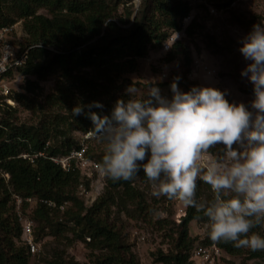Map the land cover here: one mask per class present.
Here are the masks:
<instances>
[{
  "label": "trees",
  "instance_id": "1",
  "mask_svg": "<svg viewBox=\"0 0 264 264\" xmlns=\"http://www.w3.org/2000/svg\"><path fill=\"white\" fill-rule=\"evenodd\" d=\"M121 3L122 0H0V27L12 26L19 20L23 24L25 38L18 46L20 52L29 49V57L18 71L37 78H28L25 92L12 97L20 107L38 114L34 124L18 123L19 108L0 98V264H33L30 258L35 255L24 243L22 224L14 203L11 204L13 195L15 201L21 199L23 208L29 204L27 199L36 201L32 218L41 231L51 226L53 217L70 203L63 212L80 227L78 237L85 241L90 237L86 245L92 251H106L96 255L95 264H136L129 249L121 250L120 235L111 224L110 215L118 200H140L142 204V194L133 183L139 175L146 177L143 170L127 181L107 178L105 193L87 207L77 194L80 185H90L79 160L72 159L65 169L52 159L68 156L81 147L72 134L74 130L85 133L93 128L87 107L78 116L73 115V109L99 101L103 108L92 107L90 111L111 116L119 99H130L125 92L129 83L126 74L137 70V58L145 57L153 43L162 44L181 30L184 18L192 11L188 0H142L132 18L128 8L119 13ZM40 9L47 14L40 13ZM195 25L193 20L189 34ZM173 47H183L190 61V51L180 40ZM175 57L172 52L168 59ZM51 75L55 76L54 90L39 103L31 95L42 91L39 81ZM237 80L240 90L254 97L253 85L242 84L238 77ZM90 153L87 149L85 158L97 161ZM208 189L210 186L198 180L197 201ZM203 215L195 207H187L173 248L156 249L153 261L193 264L195 238L190 233V223ZM253 231L264 235V226ZM204 243L216 244L230 255L264 260V250L236 248L231 242L214 243L209 233ZM45 264L81 263L57 253Z\"/></svg>",
  "mask_w": 264,
  "mask_h": 264
},
{
  "label": "clouds",
  "instance_id": "2",
  "mask_svg": "<svg viewBox=\"0 0 264 264\" xmlns=\"http://www.w3.org/2000/svg\"><path fill=\"white\" fill-rule=\"evenodd\" d=\"M240 52L249 61L242 76L253 85L251 108L230 102L213 86L181 91L173 80L171 99L158 87L147 98L136 86L119 99L111 116L90 111L99 101L79 105L73 115L93 122L94 137L106 141L98 171L112 181L131 180L143 170L152 195L195 207L209 220L214 243L264 250V22L242 38ZM210 186L208 203H198L197 182Z\"/></svg>",
  "mask_w": 264,
  "mask_h": 264
},
{
  "label": "rangeland",
  "instance_id": "3",
  "mask_svg": "<svg viewBox=\"0 0 264 264\" xmlns=\"http://www.w3.org/2000/svg\"><path fill=\"white\" fill-rule=\"evenodd\" d=\"M188 1L192 6L193 20L196 21V25L193 32L191 34L187 32L180 41L188 47L190 61L183 47L174 48L172 46L169 51H165L163 43L156 45L153 43L149 46L145 57L137 58V70L126 74L129 78L126 89L134 84L140 94L147 98L148 89L156 86L160 89L162 96L171 99L173 96L171 84L173 80H177L181 91L187 92L194 86H213L223 91L230 102L237 104L242 102L251 108L254 97L243 93L237 80L238 77L242 84L252 85L247 77L242 76V70L247 67L249 61L245 60L240 48L242 38L252 30L253 25L264 22V0ZM230 1L231 3L226 5ZM141 2L142 0H122L119 13L125 12L128 8L133 18ZM212 9L216 12L213 13ZM40 13L47 14V11L40 9ZM16 24L17 27L11 36V41L19 49L18 44L24 41L25 32L22 21L19 20ZM172 52L176 53V57L169 60ZM209 70H212L211 75L207 73ZM28 78L37 80L35 76L24 75L21 71L14 73L10 93L12 99L15 93L25 92L24 84ZM39 82L43 90L31 96L42 103L45 96L54 90L55 76L51 75ZM126 89L125 92H127ZM127 93L131 99L132 95ZM16 107L19 108L18 123L34 124L37 122L38 114L20 107L17 102ZM72 134L79 143L82 142L83 131L77 129ZM105 145L106 141L99 138H92L88 142L87 149H90L91 156L97 160L96 163H99L98 160L104 154ZM78 163L82 168V174L90 179V185L88 188L80 185L77 188V194L89 207L105 193L107 177L90 163L81 161ZM5 176L9 178L7 174ZM133 185L142 194V204H139L140 200H118L111 207L110 222L120 235L121 250L124 252L129 249L136 264H161L153 261L152 253L158 248L164 251L173 248L180 218L185 214L187 207L167 197L153 196L152 185L147 177L137 176ZM212 196L211 189H208L200 197L198 203H208L212 200ZM14 198L15 195L12 197L11 204L14 203L18 216L21 213L25 218L34 222V238L39 244V252L31 256V263L45 264L48 259L59 253L81 264H95L96 255L106 252L104 250L92 251L86 245L90 237H86L87 241L78 237L80 227L70 221L69 214L63 212L71 206L70 203L65 204L58 215L53 217L51 226L41 231L38 222L32 218L36 201L31 199L28 206L23 208L22 202L18 198L15 201ZM10 220L12 221V216ZM11 226H14V223ZM190 233L195 238L191 250L194 253L197 246L206 245L204 240L209 233L208 218L203 215L193 220L190 223ZM17 244L22 246L21 240H17ZM126 254L129 256L128 253ZM211 261L193 259V264H264L261 258L230 255L227 252H222L213 263Z\"/></svg>",
  "mask_w": 264,
  "mask_h": 264
},
{
  "label": "built area",
  "instance_id": "4",
  "mask_svg": "<svg viewBox=\"0 0 264 264\" xmlns=\"http://www.w3.org/2000/svg\"><path fill=\"white\" fill-rule=\"evenodd\" d=\"M211 11L213 13L216 12L215 9H212ZM193 17V11H191L189 15L184 18L181 30L171 34L163 43V49L165 51H169L176 41H179L182 36H185L190 24L193 22ZM16 27L17 24L0 27V98H3L14 106H16V102L10 96L12 77L20 67L26 64L29 57V49L20 52L17 46L11 41V36ZM207 73L208 75H211L212 70H209ZM92 138H95L92 130L85 132L79 149L73 150L68 156L52 157V159L61 163L65 169L69 168L72 159H78L82 163L85 162L94 165L98 170L99 163H96L95 161L90 162L85 158L88 142ZM23 155L25 157L27 156V154ZM18 200L21 201L20 198H18ZM27 200L31 201V198ZM19 220L22 224V236L25 245L29 248V251L32 254L38 253L39 244L34 238V222L25 218L21 213H19ZM222 252L224 251L216 244L199 245L195 248L192 259L196 261L212 260L211 262L213 263L216 257L221 256Z\"/></svg>",
  "mask_w": 264,
  "mask_h": 264
}]
</instances>
